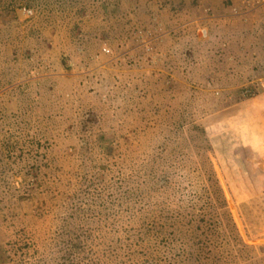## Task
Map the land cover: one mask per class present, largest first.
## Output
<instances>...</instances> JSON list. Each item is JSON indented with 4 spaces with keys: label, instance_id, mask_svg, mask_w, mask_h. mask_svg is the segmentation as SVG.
I'll return each mask as SVG.
<instances>
[{
    "label": "rangeland",
    "instance_id": "obj_1",
    "mask_svg": "<svg viewBox=\"0 0 264 264\" xmlns=\"http://www.w3.org/2000/svg\"><path fill=\"white\" fill-rule=\"evenodd\" d=\"M218 8L0 0V264H264V0Z\"/></svg>",
    "mask_w": 264,
    "mask_h": 264
},
{
    "label": "crops",
    "instance_id": "obj_2",
    "mask_svg": "<svg viewBox=\"0 0 264 264\" xmlns=\"http://www.w3.org/2000/svg\"><path fill=\"white\" fill-rule=\"evenodd\" d=\"M230 2H231V5H225L226 3H224V1L223 0H218V3H219V8H218V12H217V14H214V16H212V17H214V18H216V19H219V20H222L223 21V23H226V22H228V21H230V19H231V15L232 14H230L229 13V10H227L228 8H230L232 5H236V3L238 2V1H240V0H229ZM226 2V1H225ZM246 6V5H245ZM262 7V6H261ZM241 8V7H240ZM257 11V10H256ZM255 11V12H256ZM241 14L242 13H238L237 15H239L238 17H242L241 16ZM244 14H249V12H247V11H245L244 12ZM244 14H242V15H244ZM229 26H231V25H229ZM243 31H245V30H243ZM249 33H250V31H249ZM244 34H247V32L245 31L244 32ZM247 36V35H246ZM241 43V42H240ZM241 45L242 44H240V49H242L243 47H241ZM251 45V43H249L248 42V45L247 46H250ZM246 45H245V51L246 50H248V49H246V47H247ZM250 58H252V55H250Z\"/></svg>",
    "mask_w": 264,
    "mask_h": 264
},
{
    "label": "built area",
    "instance_id": "obj_3",
    "mask_svg": "<svg viewBox=\"0 0 264 264\" xmlns=\"http://www.w3.org/2000/svg\"><path fill=\"white\" fill-rule=\"evenodd\" d=\"M101 49H102V51H103L104 53H109V52L111 51L110 46L105 45V44H103V45L101 46Z\"/></svg>",
    "mask_w": 264,
    "mask_h": 264
},
{
    "label": "trees",
    "instance_id": "obj_4",
    "mask_svg": "<svg viewBox=\"0 0 264 264\" xmlns=\"http://www.w3.org/2000/svg\"><path fill=\"white\" fill-rule=\"evenodd\" d=\"M201 138H202L201 136H198V135H197V136H195L193 139L200 141Z\"/></svg>",
    "mask_w": 264,
    "mask_h": 264
}]
</instances>
